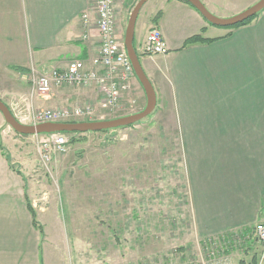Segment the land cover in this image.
<instances>
[{"label":"crops","instance_id":"crops-1","mask_svg":"<svg viewBox=\"0 0 264 264\" xmlns=\"http://www.w3.org/2000/svg\"><path fill=\"white\" fill-rule=\"evenodd\" d=\"M96 1L0 0V101L19 123L33 124L39 110L82 108L93 117L126 110L129 102L137 104L125 115L145 108L136 79L115 112L102 108L93 84L54 88L46 95L30 85L31 75L65 69L72 61L85 71L101 69L94 64L100 48ZM199 1L212 15L230 18L259 0ZM146 4L133 45L154 89L161 129L182 150L193 230L208 240L253 229L264 223V11L246 26L224 29L181 0ZM121 13L118 37L125 21ZM152 28L161 32L166 55L143 54ZM197 35L208 42L184 46ZM41 137L16 135L0 116L5 148L0 147V264L45 262L43 233L29 209L44 218L39 203L45 197H38L41 190L28 178Z\"/></svg>","mask_w":264,"mask_h":264},{"label":"rangeland","instance_id":"rangeland-1","mask_svg":"<svg viewBox=\"0 0 264 264\" xmlns=\"http://www.w3.org/2000/svg\"><path fill=\"white\" fill-rule=\"evenodd\" d=\"M137 1L114 0L117 24L119 13L125 14L122 40ZM128 104L91 117L129 116L137 103ZM161 117L153 112L134 126L106 133H63L65 154L47 164L35 155L37 170L28 178L41 190L38 197H45L39 203L44 218L32 208L43 233L44 264H251L253 258L264 264L253 229L208 240L194 232L182 150L161 129Z\"/></svg>","mask_w":264,"mask_h":264},{"label":"built area","instance_id":"built-area-1","mask_svg":"<svg viewBox=\"0 0 264 264\" xmlns=\"http://www.w3.org/2000/svg\"><path fill=\"white\" fill-rule=\"evenodd\" d=\"M113 5L114 0H97L94 7L100 37L99 55L94 64L101 69L85 71L78 61H72L65 69H54L43 75H31L30 85L34 91L46 95L54 88L85 87L93 84L102 95V108L112 112L119 110L122 95L129 90L134 72L124 44L117 36ZM83 18L86 22L87 15ZM142 51L149 56H163L168 53L158 29L152 28L148 31ZM92 115L90 110L82 108L39 110L33 117V124L64 122ZM66 151V139L60 134H49L39 140L38 153L42 163L47 164L55 155H63ZM253 235L262 248L264 261V223L255 225Z\"/></svg>","mask_w":264,"mask_h":264},{"label":"water","instance_id":"water-1","mask_svg":"<svg viewBox=\"0 0 264 264\" xmlns=\"http://www.w3.org/2000/svg\"><path fill=\"white\" fill-rule=\"evenodd\" d=\"M148 1L150 0L137 1L132 12L129 15L123 38L124 47L132 65L135 77L141 85L146 97V106L141 112L108 121L78 123H43L37 125H25L19 123L11 114L8 107L0 101V114L2 115L5 124L10 127L16 134L21 136H38L63 133L83 134L127 128L129 126H134L140 123L148 116H150L154 112L156 107V95L151 83L149 82L141 67L138 55L133 45L136 20L142 7ZM183 1L191 5L208 24L218 28L234 27L264 11V0H259L250 8L244 10L238 15L227 19H219L212 15L199 0Z\"/></svg>","mask_w":264,"mask_h":264},{"label":"trees","instance_id":"trees-1","mask_svg":"<svg viewBox=\"0 0 264 264\" xmlns=\"http://www.w3.org/2000/svg\"><path fill=\"white\" fill-rule=\"evenodd\" d=\"M181 1H183V0H181ZM258 15H259V14H258ZM258 15L254 16L253 18H251V19H249V20H247V21H245V22H243V23H241V24H239V25H236V26H234V27H230V28H226V29H235V28H239V27L246 26V25L250 24V23H251V22H252V21H253ZM158 18H159V15H157V16L155 17L154 20H156V19H158ZM204 42H208V41L202 39V37H201L200 35H197V36H193V37L189 38V39L185 42L184 46L186 47L187 45H190V44L204 43ZM78 122H80V121H73V122H68V123H78ZM129 127H130V126H129ZM116 130H117V129H116ZM102 132H103V133H106L107 131H102ZM65 134H78V133H65ZM29 209H30V212H31V214H32L33 223H34V225H35L36 228H37V224H36V222H35V214H34V211L32 210L31 206H29ZM244 231H245V230H244ZM252 260H253V262H251V264H257V260H256L255 258H253ZM240 264H243V263H240Z\"/></svg>","mask_w":264,"mask_h":264}]
</instances>
